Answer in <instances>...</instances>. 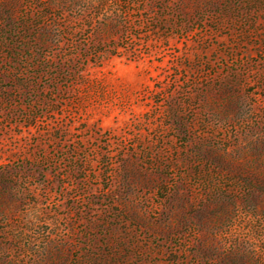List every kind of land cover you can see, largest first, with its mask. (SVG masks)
<instances>
[{
    "label": "rangeland",
    "instance_id": "obj_1",
    "mask_svg": "<svg viewBox=\"0 0 264 264\" xmlns=\"http://www.w3.org/2000/svg\"><path fill=\"white\" fill-rule=\"evenodd\" d=\"M0 264H264V0H0Z\"/></svg>",
    "mask_w": 264,
    "mask_h": 264
}]
</instances>
